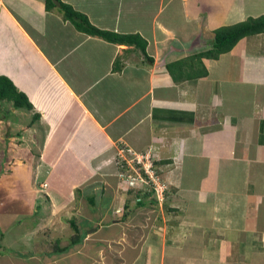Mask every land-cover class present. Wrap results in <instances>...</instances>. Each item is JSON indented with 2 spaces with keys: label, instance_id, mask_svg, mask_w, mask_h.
Wrapping results in <instances>:
<instances>
[{
  "label": "crops",
  "instance_id": "1",
  "mask_svg": "<svg viewBox=\"0 0 264 264\" xmlns=\"http://www.w3.org/2000/svg\"><path fill=\"white\" fill-rule=\"evenodd\" d=\"M61 1L101 30L141 35L152 60L79 31L45 0H0V77L33 105L11 110L30 118L12 137L18 169L45 192L90 184L91 203L114 207L108 232L96 220L99 241L17 264H264V34L202 56L218 29L263 16L264 0ZM122 150L150 155L165 204L124 191ZM48 196L55 212L80 201ZM120 239L123 258L110 245Z\"/></svg>",
  "mask_w": 264,
  "mask_h": 264
},
{
  "label": "rangeland",
  "instance_id": "2",
  "mask_svg": "<svg viewBox=\"0 0 264 264\" xmlns=\"http://www.w3.org/2000/svg\"><path fill=\"white\" fill-rule=\"evenodd\" d=\"M6 103H0V264L23 263L33 256L36 261L50 258L53 251L70 246L71 238L76 234L74 228L71 226L72 221L81 230L89 227L87 229L88 238H90L89 242L94 243L99 241L103 234H100L101 236L99 237L96 236L99 235L97 232L101 228L98 226L102 224L96 223V220L100 218L108 219V222H104L106 227L102 228V233L108 232L110 226H112L109 215L114 207H109V210L107 209L108 212H106L107 210L103 211L102 208L104 207L96 202L98 201V197L95 202L91 203L90 199L98 195L99 192L91 190L90 184L73 192L68 190L67 185L55 186L51 192L49 190L45 192L46 189L43 191L34 180H31L30 174L28 176L23 175L26 176L25 179L22 176L21 169L18 168L20 163H26L27 161L23 159V162L20 159L19 153H17L18 150L14 147L15 144L19 146V143L12 140V137L19 131V128L22 129L21 126L26 127L28 125L30 118L27 116L16 117L15 114L11 115L13 106L10 103H7L10 105L5 106ZM19 111L21 114L27 112L26 110ZM6 119H9V121ZM15 121L21 125L17 127ZM8 123H10L11 127H9ZM27 145L30 146V144ZM122 155H125V153H122ZM118 159L120 161V155ZM30 170L32 169L29 168ZM120 174L119 179L121 181ZM158 174L159 178L155 177V181L161 182L162 185L168 188L169 186L162 179L163 173L159 170ZM39 175L34 177V179L38 178L40 181H43V176ZM29 180L32 182H29ZM24 183H31V191L28 184L26 188L23 185ZM141 185L142 183L137 182V186ZM127 190L129 191L130 189H124V191ZM135 190L137 189L135 188ZM144 190L150 191L148 189ZM51 193H55L57 203L61 201L62 204H65L67 202L65 199L71 198L75 193L77 199L80 201L76 200L73 204L69 203L65 206L66 208L59 206L55 212V208L52 205L53 201L51 203L47 198ZM149 198L153 199L154 197L150 196ZM26 201H33V205L30 203L24 205ZM158 205H162V203L159 202ZM63 209H66L67 212H64L65 210ZM119 212H117V215L121 218L122 213ZM132 215L138 217V220H142V214L134 208ZM92 223L93 225H91ZM119 231H122V229L120 228ZM137 233L139 234L140 232ZM118 242L116 244L111 242L110 245L117 248L120 258H123V254L127 255V251L123 249L125 239H120ZM108 251L109 249L101 251L106 263L109 262L112 256L108 254ZM12 253L15 254L10 255ZM90 257L94 263V255L92 256L91 254Z\"/></svg>",
  "mask_w": 264,
  "mask_h": 264
},
{
  "label": "trees",
  "instance_id": "3",
  "mask_svg": "<svg viewBox=\"0 0 264 264\" xmlns=\"http://www.w3.org/2000/svg\"><path fill=\"white\" fill-rule=\"evenodd\" d=\"M45 3L48 10H51L55 7L60 8V10L64 13V18L73 22L79 31L90 36L102 38L109 43L134 46L136 49H139L146 58H148L150 61L152 60L147 54V41L141 35L119 34L117 32L101 30L92 25L86 15L75 11L70 5L63 3L61 0H45ZM257 34H264V15L258 18H249L248 20L236 25L218 29L216 31L211 48L204 52L202 56L209 60H216L220 57V55L231 52L243 38ZM1 101L11 102L15 109H24L28 111L33 110V105L29 101L28 97L23 92H21L7 77H0V102ZM155 167L157 173H159L157 165ZM140 190L142 191L139 193L140 197L138 198V204L142 205L143 200L149 196H153L156 204H159V200L153 191L147 192L144 189ZM167 198L168 188L165 191V197L162 204H165ZM126 209L129 210V205L126 207ZM123 216L126 218L127 213H125ZM91 225H93V223ZM71 226L74 228L76 234L71 238L70 246L53 252H60V254H63L68 252L72 247H80L83 245L84 240L88 235L87 229L89 227L81 230V228L74 221L71 222ZM99 236L100 235L96 237ZM89 252L92 253V249L87 247L84 251V254Z\"/></svg>",
  "mask_w": 264,
  "mask_h": 264
},
{
  "label": "built area",
  "instance_id": "4",
  "mask_svg": "<svg viewBox=\"0 0 264 264\" xmlns=\"http://www.w3.org/2000/svg\"><path fill=\"white\" fill-rule=\"evenodd\" d=\"M125 153V155H122ZM121 170L120 177L125 181L129 189L142 188L153 191L160 203L164 201L166 187L161 182L155 181V177L159 178L155 164L150 155L135 154L132 152L121 151L120 154ZM137 182L142 183L137 186Z\"/></svg>",
  "mask_w": 264,
  "mask_h": 264
},
{
  "label": "clouds",
  "instance_id": "5",
  "mask_svg": "<svg viewBox=\"0 0 264 264\" xmlns=\"http://www.w3.org/2000/svg\"><path fill=\"white\" fill-rule=\"evenodd\" d=\"M136 189H138V188H136Z\"/></svg>",
  "mask_w": 264,
  "mask_h": 264
}]
</instances>
